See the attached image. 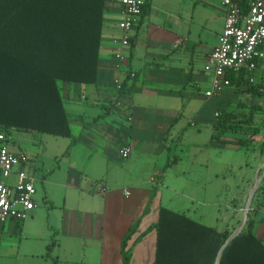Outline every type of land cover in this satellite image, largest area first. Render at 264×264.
Wrapping results in <instances>:
<instances>
[{
	"label": "crops",
	"instance_id": "0c3cea01",
	"mask_svg": "<svg viewBox=\"0 0 264 264\" xmlns=\"http://www.w3.org/2000/svg\"><path fill=\"white\" fill-rule=\"evenodd\" d=\"M156 1L148 0L149 11L133 30L130 49L123 64L117 68L114 54L118 47L115 41L121 36L117 28L121 18L120 0H110V9L105 14L96 83H58L72 131V138L63 153L68 163L67 174L65 178L55 179L53 173L48 175L46 171L38 179L42 204L50 203V207L47 209L39 204L25 221L10 220L0 225V245L7 240L14 241L18 253L21 251L29 259L43 257L47 248L45 264H59V261L90 264L87 263L90 257L95 258L92 264H123L122 241L135 226L126 246L131 253L130 264H152L156 244L153 225L157 222L159 208L171 209L166 204L176 203V196H181V190L169 184L166 178L168 169L174 168L177 170L169 171L181 179V168H177L181 156L173 155V159L171 156L172 144L178 147L181 143V92L186 94L189 92L187 88L202 81L210 83L207 73L194 72L193 56L196 50H204L206 62L218 44L226 12L224 0H169L177 5L174 6L177 13L164 12L161 21L151 22ZM189 10L200 26L199 33L193 34L191 25L181 21L179 12ZM261 77H264V67L255 72V81ZM124 81L121 94L116 85ZM224 94L229 96L222 92L212 104L215 106L214 116L219 108L228 105L222 97ZM259 100L264 101V95ZM72 114L75 115V130L71 126ZM193 123L190 122V126H195ZM13 132L30 133L23 130ZM263 139L264 128L261 127L252 146L240 147L251 151L256 158L255 164L245 160L236 166L244 172L238 178L231 173V176H223L224 191L220 194L226 197L230 194L224 203V210L229 212L221 214L220 222L216 212L212 216L200 211L196 218L182 213L219 231H232L239 220L241 201L245 196L247 199L254 180L264 170V150L259 146ZM71 141L74 143L70 144ZM226 141L225 138L220 142L211 141L210 137L208 144L212 149L213 142L225 145ZM7 142L9 147L8 138ZM123 147L130 148L126 159L120 157ZM169 161L170 165L163 172ZM32 163L34 165L33 160ZM225 166H229V161ZM234 168L232 164L229 172ZM218 174L210 171L207 177L201 172L194 179L195 186L204 189L217 184ZM259 187L262 189L252 203L251 209L256 210L251 212V217L256 237L264 238V178ZM125 190L129 191L128 196L124 195ZM54 234L60 236L57 245L54 242L49 244ZM49 248L57 251L51 263L48 262L52 253Z\"/></svg>",
	"mask_w": 264,
	"mask_h": 264
},
{
	"label": "trees",
	"instance_id": "16d2710c",
	"mask_svg": "<svg viewBox=\"0 0 264 264\" xmlns=\"http://www.w3.org/2000/svg\"><path fill=\"white\" fill-rule=\"evenodd\" d=\"M239 1L245 9L243 0ZM110 4V0H0V127L7 138L15 130L72 138L58 83H96ZM149 6L146 0L141 17ZM120 85L123 94L125 81ZM230 88L251 100L248 112L244 113L242 102L234 108H219L211 141L220 142L226 132H239L245 137L235 144L250 147L264 128V116L259 125L254 124L256 115L264 114L257 102L264 95V77L250 82L243 73L231 75ZM259 146L264 150V139ZM169 165L170 161L163 171ZM255 210H250L243 232L224 248L219 264H264V238H257L253 230L251 212ZM135 228L123 238V264H130L126 246ZM153 229L156 244L152 264H215L232 232L219 231L163 206Z\"/></svg>",
	"mask_w": 264,
	"mask_h": 264
},
{
	"label": "rangeland",
	"instance_id": "374dc122",
	"mask_svg": "<svg viewBox=\"0 0 264 264\" xmlns=\"http://www.w3.org/2000/svg\"><path fill=\"white\" fill-rule=\"evenodd\" d=\"M174 6L177 5L169 0H157L153 6L154 8L152 9L150 21H161L165 15L164 12L171 14L177 13V8ZM183 8L185 9V7ZM179 15L181 16L182 22L191 25V31L193 34L199 33L200 26L198 25V22L194 20L192 10H189V12L186 13L181 11L179 12ZM201 51L202 52L196 50V53L193 56L195 73L203 71L205 52L204 50ZM210 88L211 85L209 82L202 81L198 83L197 86H190L187 88L189 92L186 94H182L181 92V143L178 147L175 143L171 146L172 159L173 155L181 156V162L177 167L181 168V179H177L171 171H169L173 170L172 172H174L177 169H168L166 172L168 183L180 189L181 196H176V203L166 205H169L173 210L184 212L193 218H196L200 211H206L207 215L212 214V216L213 213L216 212L220 222V218L222 217L221 214H225L226 211L229 212V210H224V203L230 194L227 197L226 195L220 194L221 191H224V186H222L224 185V182L222 181L223 176L232 175L238 178V176L244 172L238 170L236 166L245 160H249L253 165L256 163V158L252 155L250 150L240 148L235 144L239 138L244 137V135L239 132L224 133L222 138L228 140L225 145H220V143H217L216 145V143L213 142L212 145L214 147L210 149L208 142L210 137L215 133L213 130V122L216 120L214 116L215 106L212 104L215 103L217 98V96H214L213 98L205 99V90ZM224 92L229 96L226 97L227 95L224 94L222 97L227 101L231 108L236 107L239 102H242V104L246 105L244 113L248 112L249 102L251 101L249 98L239 93H235L233 88L226 89ZM257 102L261 103L259 106L264 110V101L258 100ZM113 114L118 117L117 113ZM74 116L75 115L73 114L71 116V126L73 130H75ZM263 116L264 114L261 112L256 115L255 123L258 124L263 119ZM118 118H120V116ZM190 122H194L193 124H195V126H190ZM124 125L126 126L125 123ZM8 141L11 150L23 151L34 161V175L37 179H40L46 171L48 175L53 173V178L55 179L65 178L68 163L63 156V153H65L66 147L70 142L68 138L44 134L34 135L33 133L12 132L8 136ZM215 147H217V149H215ZM227 161H229V166H225ZM230 163L235 167L232 172H229V168L232 166ZM210 171H217L219 173L218 183L210 184L204 189L195 186L194 179H196L201 172L203 176L209 177ZM157 180L159 182V179ZM1 181L4 182L5 180ZM37 188L38 193L36 194V205L40 204L42 207L46 206L48 209L51 204H42L40 199L42 190H40L41 187L39 182ZM233 192L234 190L232 189L231 193ZM203 199L206 200L203 202ZM172 201L175 202L174 200ZM204 203L205 206H203ZM245 203L246 196L241 201V210L238 216L239 220L233 225L232 232L242 221ZM207 223H209V221H207ZM58 239H60V236L58 238V236L54 234V238L49 241V244L54 242V244L56 243L55 245H57ZM49 249L52 253L50 258H48V262L51 263L52 260L55 259L54 257L57 255V251L55 248ZM46 250L47 248L45 249L43 257L29 259L24 257L21 251L18 253V248H16L14 241L7 240L0 245V264H45V259L48 257L46 255ZM87 260V263L92 264L91 261H95V258L90 257ZM59 264L64 263L59 261ZM78 264L81 263L79 262Z\"/></svg>",
	"mask_w": 264,
	"mask_h": 264
},
{
	"label": "built area",
	"instance_id": "2783aa9c",
	"mask_svg": "<svg viewBox=\"0 0 264 264\" xmlns=\"http://www.w3.org/2000/svg\"><path fill=\"white\" fill-rule=\"evenodd\" d=\"M243 2L245 9L239 0L223 2L226 9L224 28L203 67V71L210 76L211 88L205 92L208 98L228 89L231 75L243 73L250 82H255V72L264 67V0ZM144 3V0L119 2L121 18L117 28L121 36L115 41L118 47L114 54L117 68L123 64L130 49V39L141 19ZM116 86L120 88L118 82ZM217 116L218 112L215 113ZM129 155V147L120 150L122 159ZM37 184L31 158L23 152L11 151L0 127V225L10 220L23 222L29 218L37 206ZM124 195L128 196L129 191L125 190Z\"/></svg>",
	"mask_w": 264,
	"mask_h": 264
},
{
	"label": "water",
	"instance_id": "95a60500",
	"mask_svg": "<svg viewBox=\"0 0 264 264\" xmlns=\"http://www.w3.org/2000/svg\"><path fill=\"white\" fill-rule=\"evenodd\" d=\"M264 178V170L262 172V174H260L253 182L249 192H248V196H247V199H246V203H245V207H244V212H243V217H242V221L240 223V225L233 231L231 232V234L229 235V237L226 239L225 243L223 244V246L220 248L218 254H217V257H216V260H215V264H219V260H220V257H221V254L224 250V248L234 239L236 238L237 236H239L243 230L245 229L246 227V224H247V220H248V216H249V212L251 210V203H252V199H253V196L256 192V190L258 189V186L259 184L261 183V181L263 180Z\"/></svg>",
	"mask_w": 264,
	"mask_h": 264
}]
</instances>
